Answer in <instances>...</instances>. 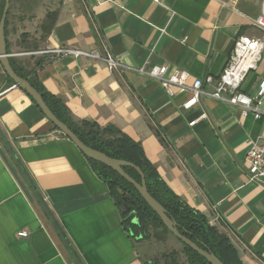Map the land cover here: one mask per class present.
<instances>
[{
	"label": "crops",
	"instance_id": "crops-1",
	"mask_svg": "<svg viewBox=\"0 0 264 264\" xmlns=\"http://www.w3.org/2000/svg\"><path fill=\"white\" fill-rule=\"evenodd\" d=\"M228 1L163 0V8L151 0H10L6 50L27 70L43 63L37 79L72 121L111 126L139 143L167 187L228 237L241 264H264V190L247 182L243 166L250 141L264 136V117H242L239 108L206 96L184 111L188 94L168 98L136 71L166 66L187 71L188 84L217 79L239 38L259 40L260 58L241 85L254 95L264 78V32L253 25L261 4L238 0L225 7ZM35 21L39 47L25 48ZM57 48L109 52L123 69L39 53ZM9 80L0 63V264L159 258L162 242L137 241L125 231L115 200L86 157ZM203 90L212 91L204 82ZM202 112L207 119L190 126ZM20 231L27 237L18 238Z\"/></svg>",
	"mask_w": 264,
	"mask_h": 264
},
{
	"label": "trees",
	"instance_id": "trees-1",
	"mask_svg": "<svg viewBox=\"0 0 264 264\" xmlns=\"http://www.w3.org/2000/svg\"><path fill=\"white\" fill-rule=\"evenodd\" d=\"M3 6L4 0H0V17ZM9 62L14 73L26 80L42 96L50 112L66 125L84 145L112 159L125 161L139 168L143 174L148 193L163 207L167 216L175 222L176 228L182 236L189 239L201 250L213 254L223 264H241L228 237L210 225L202 214L190 208L167 187L155 167L144 156L139 143L134 142L111 126L100 128L96 124L72 121L64 104L47 93L38 81L36 71L42 67L43 63L37 61L31 70H27L24 66H19L13 59H9ZM9 82L13 85L10 80ZM86 159L96 175L106 184L117 207L123 202L119 193L131 200L129 213H134L137 221L133 223V219H127L129 213L121 215V217L125 231L133 239L142 241L153 237L160 241L161 238L158 235L151 236V228H160L163 233L171 235L131 184L104 165ZM123 170L129 177L140 183V176L133 168L123 167ZM175 240L181 245V253L185 258L184 262L179 263V253L172 250L145 264H209L202 256L177 239Z\"/></svg>",
	"mask_w": 264,
	"mask_h": 264
},
{
	"label": "built area",
	"instance_id": "built-area-1",
	"mask_svg": "<svg viewBox=\"0 0 264 264\" xmlns=\"http://www.w3.org/2000/svg\"><path fill=\"white\" fill-rule=\"evenodd\" d=\"M155 5L165 8L163 0H151ZM238 0H229L223 4L234 6ZM261 11L257 18L253 20V25L264 32V0H259ZM263 44L259 40H250L239 38L234 45L225 68L217 79L212 76H206L204 81L198 78L192 79L188 84L190 74L183 70H172L166 66H153L148 69L144 67L137 69L139 74L156 81L164 90L168 98H173L178 93L188 94L186 100L181 104L184 111L191 110L199 104V99L203 96L216 101L225 102L230 106L240 109L242 117L251 115L255 120L264 117V111L261 109L264 100V78L257 82L254 95H247L241 90L247 74L254 68L255 63L260 58ZM253 49H259L258 57L253 62H246ZM39 53H52L54 55L73 56L75 58L85 57L92 60L103 62L109 71H118L123 69V65L109 52L100 55L97 52H87L83 50H73L70 48H57L50 51ZM34 54V53H28ZM203 82L209 86L212 91L207 93L203 90ZM13 87H16L13 85ZM207 119L205 112H202L198 118L191 123L193 126L199 120ZM245 175L248 183L255 184L264 190V136L258 137L249 143L248 150L243 160ZM27 232L17 233L18 238H26Z\"/></svg>",
	"mask_w": 264,
	"mask_h": 264
},
{
	"label": "water",
	"instance_id": "water-1",
	"mask_svg": "<svg viewBox=\"0 0 264 264\" xmlns=\"http://www.w3.org/2000/svg\"><path fill=\"white\" fill-rule=\"evenodd\" d=\"M10 0H4V6L0 17V63L3 68L4 73L7 77L13 82L15 86L23 90L35 103V105L39 108L41 113L49 120V122L53 125V127L64 137H66L73 145L89 160L98 162L105 167L111 169L116 172L119 176H121L124 180H126L129 184H131L137 193L141 196L144 202L148 205V207L157 215L160 219L164 227L168 230V232L178 241L189 247L191 250L202 256L209 264H223L219 259H217L213 254L205 252L198 248L193 242L189 239L182 236L177 228L175 222H173L166 214L163 207L155 201L150 194L148 193L145 181L142 172L131 163L120 161L116 159H112L105 154L93 150L86 145H84L77 136L72 133L66 125L60 122L48 109L45 105L42 96L24 79L18 77L11 68L9 62V55L6 50V40H5V24L6 17L9 10ZM123 167H131L133 168L140 176V183L133 180L129 177L123 170ZM120 198L123 201V204H119V212L121 215L128 214L130 211L129 204H132L131 200L127 197L123 196L121 193ZM127 219H133L132 222L135 223L137 218L134 216V213H129Z\"/></svg>",
	"mask_w": 264,
	"mask_h": 264
},
{
	"label": "rangeland",
	"instance_id": "rangeland-1",
	"mask_svg": "<svg viewBox=\"0 0 264 264\" xmlns=\"http://www.w3.org/2000/svg\"><path fill=\"white\" fill-rule=\"evenodd\" d=\"M39 26H40V24L38 21H35V22H32L29 24L27 30H29L30 33L32 34L31 37L33 40H32V42L28 43V45L30 44L29 46L23 45V47H25V48L26 47L30 48L31 46H36V48L39 47V44L33 43L36 41L39 42L41 40L39 36L37 38H35V34H39V32H40ZM150 234H151V236L152 235H158L161 238L160 241L154 239L153 237L147 239L148 241H151V243H153V244L162 242V244L157 247V249L162 250V253L158 254L159 255L158 257H160L163 254H167L172 250H176L179 253V263L184 262L185 258L183 256V254L181 253V245L174 239V237H172L169 234L163 233L160 230V228H151ZM167 240H171L172 243H168Z\"/></svg>",
	"mask_w": 264,
	"mask_h": 264
},
{
	"label": "bare ground",
	"instance_id": "bare-ground-1",
	"mask_svg": "<svg viewBox=\"0 0 264 264\" xmlns=\"http://www.w3.org/2000/svg\"><path fill=\"white\" fill-rule=\"evenodd\" d=\"M258 53H259V49H253L251 51V54L247 58L246 62H253L254 60H256L258 57Z\"/></svg>",
	"mask_w": 264,
	"mask_h": 264
},
{
	"label": "flooded vegetation",
	"instance_id": "flooded-vegetation-1",
	"mask_svg": "<svg viewBox=\"0 0 264 264\" xmlns=\"http://www.w3.org/2000/svg\"><path fill=\"white\" fill-rule=\"evenodd\" d=\"M122 204H123V202H122Z\"/></svg>",
	"mask_w": 264,
	"mask_h": 264
}]
</instances>
